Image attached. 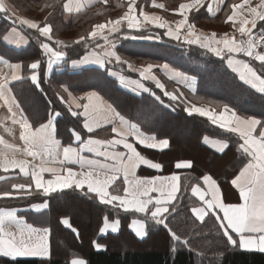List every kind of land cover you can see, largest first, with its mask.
Returning a JSON list of instances; mask_svg holds the SVG:
<instances>
[{
	"label": "snow or ice",
	"instance_id": "1",
	"mask_svg": "<svg viewBox=\"0 0 264 264\" xmlns=\"http://www.w3.org/2000/svg\"><path fill=\"white\" fill-rule=\"evenodd\" d=\"M103 2L107 4L108 0ZM152 6L159 9L165 8L164 4H157L155 0ZM203 6L204 0L180 3L172 11L181 19L176 20L173 25L163 16L146 12L142 8L137 15V0H128L127 10L122 15L95 24L87 38L80 36L73 42L87 43L88 39L99 38L104 41V44L95 45L96 49L103 48L102 52L93 50L82 60L73 61L72 67L77 68L85 63L103 66L114 59L116 62L126 64L129 69L139 72L141 79L131 80L129 83L145 92L150 90L141 81L151 80L155 82L158 89H165V85L153 72L155 67H161L166 73L171 72L169 79L184 83L192 92H195L194 82L184 73L170 69L167 63L162 66L149 63L146 67L134 69L132 63L122 60L115 51L116 43L110 39V36L121 35L125 26L128 30H140L147 25H153L159 29H165L164 36L189 45H199L215 54L216 57L226 59L228 68L238 75L240 81L264 94V28L259 32L255 31L258 22H264V0H258L255 6L252 0H239L238 3H232L229 6L230 14L224 21L230 24L232 32H225L222 35H217L215 32L211 34L197 32L194 23L189 22V14L193 10L198 13ZM75 7L76 11L80 10L79 6ZM62 8L72 12L73 0H62ZM207 10L213 13L218 9H214L212 3H209ZM8 11L3 0H0V12ZM8 18L13 19L12 16ZM47 19L46 17L45 20ZM19 23L36 30L39 37L45 38L40 48L43 56L47 58L49 72L54 64L65 59L66 52L62 49L67 45L59 39L53 41L50 23L45 22L41 25L37 21L23 18H20ZM13 33L18 37V42H26L15 29ZM125 38L128 37L125 36ZM154 38L160 37L157 35ZM4 39L7 40L8 37L5 36ZM53 44L56 46L54 47ZM240 56L247 59H241ZM253 62H258L259 70ZM0 64L9 69L7 72L0 70V101L10 113L8 119L11 120L12 125H18L19 140L23 145L21 147L8 143L0 136V144L5 148V151L0 152V171L8 173L18 170L23 177L30 178L27 183H12L8 190L0 191V199H25L32 196L34 191L37 194L42 191L44 196H48L66 189L80 190L83 195L96 198L101 204L113 209L142 214V219H133L129 225L140 239L148 235L147 222L152 221L167 230L172 241L175 242L172 245V251H176V244L190 243L187 238L182 240V237L168 223L169 215L176 212L174 202L178 199V193L181 192V176L176 172L168 176L137 174L141 166L157 171L162 170V165L142 155L137 145L146 149L163 151L170 146L168 139H158L155 135L146 134L137 124L129 122L111 105H107L97 92L91 91L84 96L76 97L67 87H64L63 92L67 94L68 99L59 93L57 96L62 103L67 104L72 116L83 118L82 128L87 133L94 134L104 125H111V133L114 134L110 139H96L93 135L83 139L79 131L70 129L72 143L64 146L56 138V121L61 113L50 112L46 122L34 127L12 94L9 85L23 78L21 73L25 66L22 63H8L4 60H0ZM27 68L31 73L29 77L31 82L39 88L41 60L31 62ZM121 79L124 78L121 77ZM151 94L156 100H160L155 93ZM163 95L171 100H179L184 94L164 90ZM73 105L82 111H74ZM186 110L189 114L198 113L207 117L212 124L236 133L241 141L238 150L246 160L239 168L238 174L231 180V185L238 190L242 203H225L217 181L211 175L205 174L199 178L203 187L199 182L190 186L191 196L197 198V204L190 209L191 214L201 223L206 221V217H214L216 227L226 238L228 245L242 250L264 252V120L252 115H239L228 104H223L222 110L218 113L215 109L210 110L207 107L195 105ZM117 119L119 127L116 126ZM5 131L12 133L13 129L5 127ZM205 140L207 141V138ZM211 143L214 147L218 146V151L221 153L229 146L227 141ZM74 144L78 146L74 147ZM120 146L124 151L118 150ZM18 152L22 153L24 158H17ZM85 152L93 154L94 157H102L103 160L86 157ZM72 165L79 167L77 169ZM191 167V161L175 163L176 169ZM45 174H48L49 178L45 179ZM12 178L0 175V181ZM121 179L122 188H117V181ZM184 191H188L187 185L184 186ZM31 207L40 212L48 207V203L45 200ZM60 222L79 236L78 229L73 227L69 218H61ZM119 225V219L110 220L108 215H105L99 232L106 233L109 230L117 232ZM49 235V228H37L26 223L18 216L16 209H0V257L10 258L13 261L21 257L50 258ZM93 243L97 250L104 247L95 241ZM70 264H86V261L72 259Z\"/></svg>",
	"mask_w": 264,
	"mask_h": 264
},
{
	"label": "trees",
	"instance_id": "2",
	"mask_svg": "<svg viewBox=\"0 0 264 264\" xmlns=\"http://www.w3.org/2000/svg\"><path fill=\"white\" fill-rule=\"evenodd\" d=\"M28 1L35 4L54 1L51 13L53 12V15L59 18L60 0ZM93 8L86 9L75 22H67L65 26L81 24V27L86 26L83 24L92 14L90 12ZM82 36L87 37V33ZM59 39L67 45L63 48L66 57L80 55L91 44L89 40L87 43H73L77 38ZM118 41L121 55L129 54L153 61L166 60L184 72L195 76L197 86L192 96L199 97L203 99L202 101L216 106L228 104L243 116L252 115L264 120V94L240 81L238 75L227 67L224 59L216 57L215 54L199 45H163L130 39H119ZM0 48H3L1 43ZM24 54L25 51L21 50L15 52L16 57L20 58L22 62L25 61ZM255 65L257 66V64ZM60 84L68 86L71 84L76 91L97 90L122 116L136 122L143 131L167 137L171 147L177 146L176 152L179 155L193 153L187 141H184L183 134L194 135L195 139L192 142L202 152V160L199 163L195 160L196 158L193 159L194 170L207 169L206 160L214 159V155L208 156L207 151L201 146L203 135L223 137L233 147L237 144V138L234 135L212 124L205 117L186 113L182 104L170 103L158 90L153 89L152 93L160 97L159 101L151 93L130 92L119 86L105 69L97 67H87L77 74H69L65 71L57 72L56 75L52 73L45 84L44 93L47 95L45 103L39 94L34 96V100H30L33 99L31 94L23 95L29 106L35 104L42 110L47 107H59L62 115L57 120L56 130L63 139L67 133L65 130L69 126L79 128L80 122L78 118L71 117L63 106L56 103L50 89L54 85ZM182 142H185L184 146H181ZM190 156L194 158L192 155ZM244 161L242 156L233 159L232 173L236 172ZM13 179L15 177L0 181V186L10 188V185L16 182ZM195 179L196 177L190 173L181 176V192L178 193V199L174 202L176 212L169 215V226L182 237V240L187 238L190 241L188 245L176 244V251L171 250L175 242L172 241L167 230L152 221L147 222L148 235L144 239L138 238L131 231L129 221L133 217L143 218L142 214L113 209L101 204L96 198L83 195L80 190L66 189L48 196H44L43 193L42 196H35V198H30V196L27 197L28 200L22 202L0 201V206H15L47 200L48 207L43 211L26 210L24 214L31 223L48 226L51 251L50 258L28 257L17 258L13 261L10 258L0 257V263L69 264L72 257L80 256L85 259L86 264H264V252L242 250L228 245L226 238L217 229L214 217H206V221L203 223L193 217L190 208L197 203V200L191 196L189 187ZM185 185L188 186V191H184ZM35 193L34 191L33 194ZM105 215H108L110 220L119 219L120 225L117 232H99ZM65 217L69 218L73 227L78 229L79 236H76L60 222L61 218ZM79 220L80 225L77 224ZM94 241L104 247L97 250Z\"/></svg>",
	"mask_w": 264,
	"mask_h": 264
},
{
	"label": "crops",
	"instance_id": "3",
	"mask_svg": "<svg viewBox=\"0 0 264 264\" xmlns=\"http://www.w3.org/2000/svg\"><path fill=\"white\" fill-rule=\"evenodd\" d=\"M25 1L30 2L28 0H25ZM112 1H114V0H108L107 4L112 2ZM122 1H124L127 5L128 0H122ZM60 2H61L60 3V14H59L60 15V22L64 25L67 22H70V23L75 22L77 20V18L82 13H84L86 9H88L90 7H96L98 5H105L103 0H73V5H74L73 11L67 12L62 8V0H60ZM182 2H189V0H155V3H157V4L162 3L165 5L164 9H159V8H155L152 6L153 0H137L138 8H137L136 14L138 15L140 9L142 8L146 12L155 13L157 15L163 16L166 20L172 22L174 25V22L178 19H181V17L179 15L173 13L172 10L177 8L178 5ZM234 2L238 3L239 0H204V6L201 7V9L198 13L193 10L189 14V22L194 23L196 30H199V31H200V29H199L200 25L197 24L198 20L207 22L209 24L211 22H215L217 20L220 23H222V25H225L226 28L232 29L230 24H227L224 21L226 19V16L228 14H230V7L229 6ZM252 2H253V5L255 6V4L258 3V0H252ZM3 3L8 7L9 11L7 13L0 12V43L3 45V48H0V60L7 61L8 63H22L25 66L23 69V72L21 73L23 78L19 81H13L9 86L12 89V94L16 97L17 102L20 104L21 108L24 110V114L28 117L29 121L33 124L34 127H38L40 123L46 122V120L48 118V114L50 112L59 111L61 113L58 106H55L53 108L47 107L46 109L44 108L43 110L39 109L38 106H36L35 104H32V106H29V103H27V101H25L24 97H23L24 94L25 95L31 94V97L33 99H30V100H34V96L36 97V94H39V96L42 98V100L45 103L47 101V98H46L47 95H45V93H44V90L46 89L45 84L47 83V79L50 78L52 73H53V75H56L57 72L65 71L66 73H69V74L70 73L77 74L79 71H81L87 67H97L100 69H105L107 71L108 75L113 77L117 81V84L119 86L123 87L124 89H126L130 92L136 93V94L145 92L142 89L136 88L134 85L129 83V81H131V80H140L141 79L139 76V72L135 71L133 69H130L131 73H125V72H122V71L114 68L113 66H111V64L109 62L103 66L98 65L96 63H85V64L79 65V67H77V68L72 67L73 61L82 60L86 55H88L93 50L98 51V52L103 51V48H101V49L95 48V45L97 43H99L101 45L104 44V41L102 39H99V38H97L96 40L95 39H88L91 44L92 43H95V44L93 46H89L80 55L73 56V57L72 56H70V57L65 56V59L61 62H58L57 64H54L51 71L49 72V70L47 68V58L45 56H43L42 50L40 48V44L45 42V38L39 37V33L36 30L29 29V28H27V26L21 25L19 23L20 18H23V19H28V18H26L20 14H17L15 11H13L10 8L8 0H3ZM209 3H212L213 8L218 9V10H215L213 13H209L207 10V6ZM75 6H79L80 10L76 11ZM126 10H127V8H126ZM10 16L13 17L12 20H10L8 18ZM13 20H15V23H13ZM45 22L46 21H42L40 23H41V25H43V23H45ZM47 23H49V22H47ZM262 28H264V22H258L257 29L255 31L259 32L260 29H262ZM13 29H15L17 32H19L25 38L26 42H24V43L18 42V37H16L14 35ZM52 30H53V27H52ZM164 31H165V29H159L153 25H147V26L141 28L140 30L123 31L121 35L123 37L122 39H130V40H134V41H145V42H151V43H157V44H163V45H165V44H173V45H177V46L187 45L186 43H183L182 41L178 42L174 39H171L167 36H164L163 35ZM199 31H197V32H199ZM113 35H114V37L116 36L115 34H113ZM157 35H159V37H160L159 39L154 38ZM5 36L8 37L7 40L4 39ZM52 36H53V41L59 39L57 36H55L53 34V31H52ZM125 36H127L128 38H125ZM148 37H153V38L149 39ZM78 39L79 38H77L76 40H78ZM118 40L119 39L113 40L116 43L115 51L117 53L120 52L119 51L120 49L118 47V44H119ZM53 46L55 47L56 45L53 44ZM18 50L25 51V54H24V60L25 61L24 62H22V60L20 58L16 57L15 52ZM239 58L247 59L246 57H243V56H240ZM37 59L41 60L40 87L39 88L36 87L31 82V80L29 78L31 73L27 68L28 64H30L31 62H34ZM224 62L227 65L226 59H224ZM165 63H167L169 65L170 69H174L176 71L184 73L189 78V80L194 82V86L196 89L197 78L195 76H193L192 74L184 72L183 70H181L180 68L170 64L166 60L160 61L157 64H153V65L162 66ZM253 64L259 70L258 62H253ZM255 64H257V66ZM133 66H134V69H139L142 67V66L137 67L136 65H133ZM143 67H146V65H144ZM0 70H2L4 72L9 71V69H7L3 64H0ZM153 72L159 78V80L165 85L164 90H167L168 92H175L177 94L179 92H183L184 95L179 100H171L169 97H165L163 95L164 90L158 89L155 85V82L151 81V80L141 81L144 84V86L150 90L149 92H146V93H152L154 91L153 89L155 88L156 90L159 91V93L161 95H163V97H165L167 99V101H170V103L173 102V104H175V103L182 104L185 112L188 114H189V112L186 109L191 107L192 105H195L197 107H207L210 110L215 109L210 104L203 103V102L199 103V102L191 101L188 98V96L189 95L192 96L195 92H192L191 89L189 87H187L184 83H177L176 80L169 79L171 72L166 73L164 70H162L161 67H155L153 69ZM121 77H123L124 79L122 80ZM151 86H153V88H151ZM64 87H67L68 90L71 91L73 93V95L76 97H81V96H84L88 92L95 91V92L99 93V95L103 98V101L107 105H111L112 108H114L117 111V109L100 92H98L95 89H84L81 91H76L73 88V85H71V84H70V86H68L67 84L54 85L50 89V91L53 93V95L56 99V103H59L61 106H63L71 117H74V116H72L70 114V112L68 111L67 104L62 103L57 96V93H59L60 95H63L65 97V99H68L67 94L63 92ZM27 92H29V93H27ZM19 95H20V97H19ZM27 100H29V99L27 98ZM73 110L74 111H82V109H76L75 105H73ZM215 110L218 113L219 111L222 110V106H220L218 109H215ZM192 114L199 115L198 113H192ZM239 115H241V114H239ZM9 116H10V113L7 112L6 107H4L2 104V101H0V136H2L4 138V140L7 141L8 143L16 144V145H19L22 147L23 146L22 142L19 140L18 125H12L11 120L8 119ZM76 118L79 119L80 127L77 128L74 126H69L65 130V132H67L64 136L66 140L63 139L59 134H57V130H56V138L59 139L61 141L62 145H64V146H67L69 143H72L73 137H72V133H71L70 129H76L77 131H79L83 139H87L89 135H93L94 138H96V139H110L114 135L113 133H111V125H104L103 127L97 129L94 134H89L86 132V130H84L82 128L83 118L82 117H76ZM124 118L131 123L137 124L136 122H134V121H132L126 117H124ZM57 120H58V118H57ZM116 126L119 127L118 119L116 120ZM216 126H218V125H216ZM5 127L13 129V132L10 133V132L5 131ZM56 129H57V121H56ZM224 130L231 133L232 135H234L237 138V144L234 147L229 145L223 153L219 152L218 146L214 147L211 142L212 141H227L228 142L227 139H225L223 137H215V136H210V135H203L201 137V143H202L201 146L207 151L208 156L214 155L215 159L217 157L218 158H225L227 156V159H225L224 163L221 166L220 165L214 166V168H217L216 171H218V172L211 171V169H208L207 166H206L207 169H204L201 172H199V169L194 170L195 168L193 169V162H194L193 159H195V157L194 158H192V157L186 158V157H181V156L179 157L175 154L172 155L170 153V150L173 148V146L172 147L169 146L167 149H164L163 151H159V150L146 149L140 145H137V149H138V151L141 152L142 155H144L148 159H151L154 162H158L162 165V170H160V171L153 170V169L146 167V166H141L137 170V174L140 176H153V175L168 176V175H171L173 172H176L180 176H182L183 174L190 173L196 177L195 181L192 184L199 182V183H201L202 187H203V183L199 178H201L205 174H208V175H211L213 177V179H215L217 181V184L219 185V187L221 189L222 196H223L225 203H242V201L239 198L238 190L234 186L231 185V180L234 178L235 175L238 174L239 168L242 167L243 163L246 162V160L239 166V168L236 172L232 173V170H231L232 160L241 156V153L238 150V145L241 141H240V139L236 133H232V132L228 131L227 129H224ZM143 132H145V131H143ZM145 133L149 134V135H155L154 133H148V132H145ZM156 137L158 139H168L167 137H162V136H156ZM205 138H207V141L205 140ZM73 146L77 147L78 144H74ZM118 150L124 151L122 146H120L118 148ZM3 151H5L4 145L0 144V152H3ZM201 153L199 155H197L196 159H195L196 161H198V163L202 160ZM9 154H11V153H9ZM84 155L86 157H89V158H95V159L103 160L102 157H94L93 154L88 153V152H85ZM16 157L17 158H24L22 156V153H19V152L16 153ZM184 160L191 161L192 167L188 168V169H176L175 163L178 161H184ZM107 163H111V161H107ZM72 167L78 169L79 166L78 165H72ZM0 175L15 177V179L21 180L20 183H27V181L30 179V178L23 177L22 174H20L18 170L8 172V173H4L3 171H0ZM47 178H49V176H48V174H45V179H47ZM15 179H13V180H15ZM116 187L122 188V179L117 181ZM189 192H190V187H189ZM195 199L197 200V198H195ZM44 201L32 202V203L27 204V205L0 206V209H16L18 216L23 218L26 223L32 224L34 227H37V228H48L47 226H44V225H36V224L31 223L30 221H28L26 219L25 214H24V212L26 210L38 212V211L34 210L31 206L33 204L43 203ZM195 205H193V206H195ZM137 218H139V217H133L129 221V225L133 219H137ZM109 231H111V230H109ZM21 258H28V257H21ZM72 259H83V258L72 257L70 259V261ZM70 261H69V264H70Z\"/></svg>",
	"mask_w": 264,
	"mask_h": 264
},
{
	"label": "rangeland",
	"instance_id": "4",
	"mask_svg": "<svg viewBox=\"0 0 264 264\" xmlns=\"http://www.w3.org/2000/svg\"><path fill=\"white\" fill-rule=\"evenodd\" d=\"M8 2H9V5H10V8L13 11H15L17 14H20V15L28 18V19L35 20V21L40 23L42 21H46L45 18L47 17L48 19H47L46 22H49L52 25L53 34L55 36H57L59 38H62V39H67L68 38V39H71V40L79 38V36H82V34H86V33H87V36H88V33L92 30V28H93V26L95 24L105 22L109 18L115 19V18L119 17L120 15H122L123 12L126 11V8H127L126 3L124 1H122V0H114V1H112L110 3H108V4H105V5H98V6H96V7H94L92 9V11L90 12L92 14L89 15V17L86 20L85 24H83V25H86V26L81 27L82 24L78 25V26H71V25L70 26H65V25H63L60 22V15H59V18H58L57 16L53 15V12L51 13L52 9L54 8V5H53L54 1L53 2L49 1V2L43 3V4H35V3L27 2L25 0H8ZM50 13H51L52 16L49 15ZM197 24L200 25V28H199L200 31L199 30H197V31L203 32V33H206V34H211L212 32H215V33H217V35H222L225 32H228V33L232 32V29L226 28L225 25H222V23H220L217 20L215 22H211L210 24L207 23V22L198 20ZM126 30H128V29L125 26L123 31H126ZM122 38H123L122 35H118V36L116 35L115 37H114V35L110 36L111 40H117V39H122ZM237 39H239V37H237ZM94 44L95 43H92V44H90V46H93ZM117 54L121 56L122 60H127L128 62L132 63L133 65H136L137 67L144 66V65H147L149 63L157 64L158 62H160V61H153V60H150V59L140 58V57L129 55V54L128 55L126 54L124 56V55H121L120 52H118ZM109 63L111 64V66H113L114 68H116V69H118V70H120L122 72L131 73L130 69L127 67L126 64H123V63H120V62H116L115 60H111V62H109ZM151 88H153V86H151ZM188 98L191 101H194V102H199V103L203 102V103L210 104L215 109H218L220 106L223 105V104H221L219 106H216L215 104L202 101L203 99H201L199 97H194V96H190V95L188 96ZM202 117H204V116H202ZM206 119H208V118H206ZM221 129L224 130L223 128H221ZM183 136L185 137L184 141H187V144L189 145V147H190V149H191V151L193 153L192 154H183V155L176 154L177 153L176 152L177 151L176 150L177 146H175V145H173V148L170 150V153L172 155L175 154V155H177L179 157L181 156V157L190 158L191 157L190 155H192L193 157L196 158V156L201 153V149H198L197 145H195L194 142H192V140L195 139V136L191 135V134H188V133L183 134ZM181 144L179 143V145L184 146L185 142H182ZM225 159H227V156L225 158H218L217 157L216 159L214 158V159H212L210 161H208V159H207L206 162L205 161H203V162L206 163L208 169H211V171H214V172H218V171H216L217 168H214V166L215 165H220L221 166L224 163ZM199 172H201V171H199ZM29 180L27 182H29ZM15 181H16L15 183H20L21 182L20 179H15ZM8 189H9L8 187H1L0 186V191L8 190ZM39 195L42 196V191H41V194L35 193L30 198H35V196H39ZM25 200H28V198H25V199H0V201H10V202H12V201L22 202V201H25ZM41 201H44V200H41ZM41 201H37V202H41ZM2 206H11V205H2ZM65 207L68 208V206H65ZM79 222H80V220L77 221V224L80 225ZM49 244H50V235H49ZM78 257H80V256H78ZM80 258H83V257H80Z\"/></svg>",
	"mask_w": 264,
	"mask_h": 264
},
{
	"label": "built area",
	"instance_id": "5",
	"mask_svg": "<svg viewBox=\"0 0 264 264\" xmlns=\"http://www.w3.org/2000/svg\"><path fill=\"white\" fill-rule=\"evenodd\" d=\"M237 37H239V35L237 34Z\"/></svg>",
	"mask_w": 264,
	"mask_h": 264
}]
</instances>
